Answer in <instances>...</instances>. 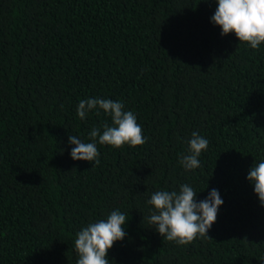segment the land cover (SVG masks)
Returning <instances> with one entry per match:
<instances>
[{
	"label": "trees",
	"instance_id": "16d2710c",
	"mask_svg": "<svg viewBox=\"0 0 264 264\" xmlns=\"http://www.w3.org/2000/svg\"><path fill=\"white\" fill-rule=\"evenodd\" d=\"M0 0V264H77L76 234L120 211L110 264H264V206L249 170L264 161V43L211 22L216 0ZM119 101L146 143L69 135L112 125L83 99ZM209 141L185 170L192 133ZM188 184L223 200L207 235L181 246L149 223L156 191Z\"/></svg>",
	"mask_w": 264,
	"mask_h": 264
},
{
	"label": "clouds",
	"instance_id": "9594fccd",
	"mask_svg": "<svg viewBox=\"0 0 264 264\" xmlns=\"http://www.w3.org/2000/svg\"><path fill=\"white\" fill-rule=\"evenodd\" d=\"M206 0L205 3H207ZM217 8L211 22L221 29V35L234 34L239 42L257 49L264 43V0H216ZM102 109L112 120V125L93 127L89 133L92 142H84L75 135H69V144L73 161H87L99 164L97 143L121 148L124 145L142 146L146 140L142 128L132 111H125L124 104L109 99L88 98L79 102L77 115L85 119L89 112ZM209 141L193 132L189 141V153L181 158L180 163L185 170H195L201 166L199 157L207 150ZM248 181L254 185V193L264 206V161L254 165L247 175ZM197 193L188 184L180 186L177 191H156L147 201L154 212L149 223L159 235L177 245L191 244L198 237H207V233L216 222L219 208L223 200L219 191L213 189L208 197L197 202ZM128 220L120 211H112L107 219L90 223L79 231L75 240L78 253L77 264H110L109 250L113 245L125 239V225Z\"/></svg>",
	"mask_w": 264,
	"mask_h": 264
}]
</instances>
